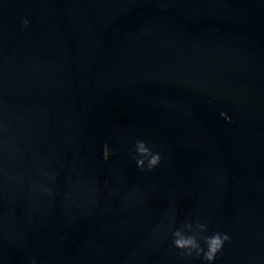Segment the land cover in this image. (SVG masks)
Here are the masks:
<instances>
[{
  "label": "water",
  "instance_id": "obj_1",
  "mask_svg": "<svg viewBox=\"0 0 264 264\" xmlns=\"http://www.w3.org/2000/svg\"><path fill=\"white\" fill-rule=\"evenodd\" d=\"M189 222L264 264V0H0V264H208Z\"/></svg>",
  "mask_w": 264,
  "mask_h": 264
},
{
  "label": "clouds",
  "instance_id": "obj_2",
  "mask_svg": "<svg viewBox=\"0 0 264 264\" xmlns=\"http://www.w3.org/2000/svg\"><path fill=\"white\" fill-rule=\"evenodd\" d=\"M136 166L141 170L151 172L157 168L162 160L159 151L155 150V145L149 147L144 140H137L135 143ZM198 232H193V224L186 223L183 229H177L173 232V245L183 254L196 257H203L208 264H214L217 255L223 250L230 237L226 233L214 232L211 235H200L208 231V224H196ZM203 240V246L201 244ZM35 264V262H33Z\"/></svg>",
  "mask_w": 264,
  "mask_h": 264
}]
</instances>
